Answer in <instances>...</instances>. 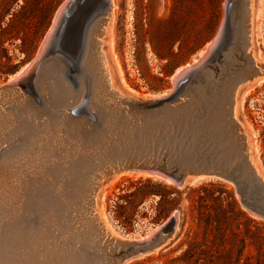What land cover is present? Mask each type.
<instances>
[{"label": "water", "instance_id": "95a60500", "mask_svg": "<svg viewBox=\"0 0 264 264\" xmlns=\"http://www.w3.org/2000/svg\"><path fill=\"white\" fill-rule=\"evenodd\" d=\"M83 1L65 0L28 66L0 84L19 87L27 102L45 112L24 117L26 130L14 126L0 155L29 142L46 114L60 123L51 136L56 141H44L41 168L28 164L24 206L6 220L2 243L20 247L27 264H120L164 246L177 211L145 237L122 239L95 207L100 187L126 170L163 177L179 188L205 179L229 181L242 206L264 218V179L234 109V86L264 71V62L256 64L244 46L249 0H225L219 28L198 61L174 72L171 88L151 97L115 86L95 90L84 37L95 16H107L112 6L103 0L87 14ZM49 67L64 79L54 94L42 90L41 74ZM239 73L243 80L230 91L208 86L210 78L229 82ZM45 97L51 102L44 103Z\"/></svg>", "mask_w": 264, "mask_h": 264}, {"label": "rangeland", "instance_id": "374dc122", "mask_svg": "<svg viewBox=\"0 0 264 264\" xmlns=\"http://www.w3.org/2000/svg\"><path fill=\"white\" fill-rule=\"evenodd\" d=\"M64 1L0 0V84L34 57ZM224 1L110 0L115 4L102 48L115 69L114 86L134 96L168 91L175 70L197 58L216 34ZM249 4L250 50L263 62L264 0ZM257 10L261 17H255ZM258 24L263 26L259 34ZM252 92L236 116L247 134L251 161L264 179V82ZM194 184L179 188L151 177L123 175L107 188L98 201L99 212L122 239L143 236L177 211V226L166 244L130 264H264V218L242 206L229 181ZM167 192L169 200L163 196Z\"/></svg>", "mask_w": 264, "mask_h": 264}, {"label": "bare ground", "instance_id": "6f19581e", "mask_svg": "<svg viewBox=\"0 0 264 264\" xmlns=\"http://www.w3.org/2000/svg\"><path fill=\"white\" fill-rule=\"evenodd\" d=\"M260 1H262V0H260ZM111 2H113V0H111ZM253 2H254V0H253ZM103 3H104L103 0H84L83 5L86 6V8L88 9L87 12H85V13L91 14L94 11L97 12V10L103 6ZM114 4H111V5H114ZM242 8L244 9L243 6H242ZM260 8H262V6H260ZM247 13H248V22L247 23H249L250 16H251L250 15L251 8H250L249 3L247 5ZM258 16H259V10H257L256 14H255L256 18ZM259 17H261V15ZM111 18H112L111 11L109 12V14L107 16H105L103 13H99L98 15H96L92 21V24L88 27L87 35H85V37H84L85 40H84L83 52H84V55L87 56L88 61L91 63L93 80L95 82L94 87H95V90H97L98 92H100L102 89H106L108 87H114L113 78H114V75H116L114 72L115 69H113L114 67L112 68L111 63H109L107 56L105 54V51L102 48V45H103L102 44V41H103L102 36H104L107 29L110 30L111 24L109 25V23H110ZM253 18H254V16H253ZM260 20H262V19L260 18ZM256 21H258V20L256 19ZM260 24H258L255 27V30L257 33L259 32L258 30H260L259 28L263 27V26L261 27L262 24L261 25ZM108 26H109V28H108ZM252 27H254V26H252ZM112 29H114V28H112ZM252 31L253 30L249 25L248 42H247V40L244 42V46H246V51L250 52L251 55H252V52L250 50V46L252 44V40H251ZM257 33H256V37H257ZM104 42H106V41H104ZM209 44H210V42H208L207 45H209ZM112 46H113V44H112ZM110 47H111V45H110ZM204 49L201 52H199L200 53L199 55L203 54ZM259 55L261 56V54H259ZM252 57H253V60L255 61L256 64L261 62V61L256 60L254 56H252ZM197 59L198 58H194L192 60V62H188L187 64L178 67L175 70L174 75L176 73H178L179 71H181L182 69H184L185 67L191 66L192 63H196L198 61ZM27 66H28V63L25 64L24 66H22L19 69V71H17V73L22 72ZM118 72L122 73L121 70H119ZM41 75H42L41 81L43 82V89L42 90L48 94L49 93L54 94L55 91H58L60 83L64 80L61 76V73L58 70H53V68H50V67L48 69H45L44 71H42ZM121 75H123V73ZM12 76L10 77V79L12 78ZM242 78L243 77H242L241 73H239L236 78L230 77L228 80L229 82L226 81L227 79L225 76H223L221 80H219L218 78H210L209 82H208V86L211 89L218 90V91L222 90L225 87V88H227L228 91H230L233 88V84L235 83V81L237 80L238 82H240L241 80H243ZM263 82H264V71L259 70V74L256 77H253L251 79L249 78V80H246L245 82L243 81L242 83H238L236 86H234L233 93H234V109H235V112H237L238 107H240V108L243 107V104L246 101V98L248 97V95L250 93H254L252 91L255 89V87L259 86V84H261ZM25 95H26V93H25ZM25 95L19 87L18 88H16V87L15 88L0 87V147L2 145L6 144L7 140L9 141L10 130L12 128H14V126L20 125L22 129L26 130V125L23 122L24 117L29 118V117L33 116L36 118L37 114H44L45 113V112L40 111L36 106L27 102ZM145 97H146V95H145ZM42 101L44 103H50L51 102L46 97L42 98ZM46 116H47V118H45V119L43 118L41 123H38V121L36 122L35 126L37 127L36 129H38V131L33 133L30 136L29 142L23 143L15 151H13V149H11L8 153H3L0 155V264H27L28 256L26 257L25 254H22V255L20 254V247H15V245L9 246L8 244L4 245L5 243H2V238L6 237V235H7V232L5 230H3V227L5 225L6 220H8L9 217L13 216L16 212L21 210L24 206V202H23V198H24L23 192L24 191L23 190H24V186L26 187V181H27L26 180V175H27L26 173L29 169L28 168L29 162L32 165H33V163H34V165L35 164L38 165L37 167L39 168L41 166L39 164H42V161H43L42 152H43L44 141H46L48 137H50V140L52 142L56 141L54 138L52 139L51 136L53 135V137H56L58 135V133L56 134L55 129L60 123L57 124L56 120L52 119L50 115L46 114ZM253 134H254V132H253ZM256 143H257V141H256ZM257 145L258 144L254 145L256 151L259 150ZM258 153L259 152H257V154ZM255 160H257V159H255ZM258 161H259V159H258ZM258 161H257V163H258ZM123 175H125V176L126 175H133V176H138V177H151V178H154L155 180L158 179V180L164 181L165 183H170L169 181H167L163 177L151 175V174L146 173V172L133 171V170L132 171L126 170V171L117 172V173L113 174L109 178V180L100 187V189L96 195V199H95L97 202L95 207H97V209L100 210V206L98 205V201L103 200L104 196L106 195L105 192L107 191V188L109 187L108 189H110V186H112L113 184L115 185V182H117V180ZM103 209H105V208H103ZM104 217H105V215H104ZM101 218L103 219V222H105L103 216H101ZM108 221H110V220H108ZM105 226L107 227L106 222H105ZM157 228H155V229H157ZM155 229H153L152 231H154ZM110 230H113V229H110ZM112 232H114V231H112ZM143 237H145V236H142V238ZM7 246H9V247H7ZM157 250L158 249H155V250L147 252V253L128 257V258L124 259L120 264H130L131 262H133L139 258H142L147 254L154 253Z\"/></svg>", "mask_w": 264, "mask_h": 264}, {"label": "trees", "instance_id": "16d2710c", "mask_svg": "<svg viewBox=\"0 0 264 264\" xmlns=\"http://www.w3.org/2000/svg\"><path fill=\"white\" fill-rule=\"evenodd\" d=\"M168 195H169V192H167L166 194L163 195V196H165V197H164L165 200H169V199H168Z\"/></svg>", "mask_w": 264, "mask_h": 264}]
</instances>
